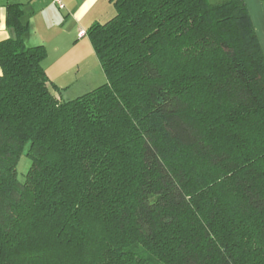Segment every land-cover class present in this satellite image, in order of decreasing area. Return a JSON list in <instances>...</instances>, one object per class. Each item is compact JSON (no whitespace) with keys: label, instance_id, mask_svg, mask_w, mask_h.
Segmentation results:
<instances>
[{"label":"trees","instance_id":"16d2710c","mask_svg":"<svg viewBox=\"0 0 264 264\" xmlns=\"http://www.w3.org/2000/svg\"><path fill=\"white\" fill-rule=\"evenodd\" d=\"M113 2L86 31L107 82L70 101L8 5L0 264H264V53L245 1Z\"/></svg>","mask_w":264,"mask_h":264},{"label":"crops","instance_id":"0c3cea01","mask_svg":"<svg viewBox=\"0 0 264 264\" xmlns=\"http://www.w3.org/2000/svg\"><path fill=\"white\" fill-rule=\"evenodd\" d=\"M244 1L264 53V0ZM61 2L63 8L55 0H0V42L16 37L15 30L7 23L8 5L20 4L23 22L28 26L23 39L28 47H46L47 57L43 66L51 82L61 89L60 94L64 99L69 90L82 80L93 82L88 83L90 87L98 85L97 81L104 78L103 75L94 74L100 73L101 63L86 31L94 23L111 20L116 10L113 0Z\"/></svg>","mask_w":264,"mask_h":264},{"label":"rangeland","instance_id":"374dc122","mask_svg":"<svg viewBox=\"0 0 264 264\" xmlns=\"http://www.w3.org/2000/svg\"><path fill=\"white\" fill-rule=\"evenodd\" d=\"M218 1L219 0H210V2L213 3V4L217 3ZM99 69H100L99 70L100 73L99 72L94 73L95 76L103 75L104 78H102V80H98L97 81L96 84H98V85H90V87H89L88 83H93V82H89L87 79L82 80L77 85L73 86V88L71 90H69V92L65 95L64 100L65 101L74 100V99H76V98H78V97H80V96H82L84 94H87L88 92H91L95 88L105 84L107 82V78H106V76L104 74V71H103V68H102L101 65L99 66ZM28 148L29 147H27L25 153L20 158L19 163H18V167H17L18 178H19L20 182H25L26 175H27V173H28V171H29V169H30V167L32 165L31 159L26 155V152L28 151Z\"/></svg>","mask_w":264,"mask_h":264},{"label":"built area","instance_id":"2783aa9c","mask_svg":"<svg viewBox=\"0 0 264 264\" xmlns=\"http://www.w3.org/2000/svg\"><path fill=\"white\" fill-rule=\"evenodd\" d=\"M55 3H56L57 5H59L61 8L64 7L63 4H62V2H61V0H55Z\"/></svg>","mask_w":264,"mask_h":264}]
</instances>
